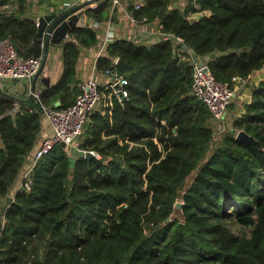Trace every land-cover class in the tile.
Returning a JSON list of instances; mask_svg holds the SVG:
<instances>
[{
    "label": "trees",
    "instance_id": "trees-1",
    "mask_svg": "<svg viewBox=\"0 0 264 264\" xmlns=\"http://www.w3.org/2000/svg\"><path fill=\"white\" fill-rule=\"evenodd\" d=\"M195 6L209 16L191 22ZM111 7L101 0L86 8V24L60 41L62 74L39 102L23 99L15 110L0 88V209L36 149L45 119L38 106L75 102L82 51L99 43L91 22L105 23ZM22 9L19 0L16 12L0 11V39L10 37L30 58L37 26L15 17ZM130 9L181 37L218 82L231 86L233 76L246 79L264 66V0H188L183 8L145 0ZM173 48L170 40L124 38L107 46L96 68L104 72L114 58L133 66L124 73L128 98L90 115L77 142L81 154L55 145L35 166L30 189L14 193L0 212V264H264V79L215 141L211 113L191 94L192 64ZM239 130L260 147L238 141ZM227 217L251 233H234Z\"/></svg>",
    "mask_w": 264,
    "mask_h": 264
},
{
    "label": "built area",
    "instance_id": "built-area-1",
    "mask_svg": "<svg viewBox=\"0 0 264 264\" xmlns=\"http://www.w3.org/2000/svg\"><path fill=\"white\" fill-rule=\"evenodd\" d=\"M80 1L82 3L88 2L89 7H93L97 2V0ZM187 1L185 0L180 6L174 7L183 8L186 6ZM111 2L112 12L114 7L119 4V0H111ZM133 5L134 9L137 10L144 4L136 2ZM195 8L198 9V13L189 16L191 22L197 16H209L207 11H200L197 6ZM128 19L129 21L122 26L114 25L112 21L110 22V19L105 23L91 22L94 28L100 30L98 43L100 52L105 51L110 43L120 38L146 45L160 40H170L174 46V54L180 59L188 58L190 60L193 69L191 94L205 103L212 115V123L218 125L223 120L225 121V116L223 118L224 112L234 100L238 101L237 99L239 101L235 118H241L245 112L244 105L247 101H244V98L240 99V86L246 83L250 76L246 79L233 76L231 86L218 82L209 69L208 61L197 57L181 37L163 31V26L158 21L149 22L146 17L137 20L132 12H130ZM132 28L137 33V36H133ZM66 39H70L69 35L65 37ZM100 57V53H98L95 67ZM117 61L118 58L112 59L110 67L102 72L107 77L105 83H100L93 77L81 81L79 83L81 91L70 107L56 109L43 106L42 113L51 127V134L43 136L38 147L25 160L21 171V183L17 190L30 189L35 166L55 145L63 143L65 146L79 150L77 142L83 135L85 126L92 113L95 111H100L102 114H105L107 111L110 112L114 99L123 103L128 98L126 87L128 79L117 67ZM41 63L42 57L34 58L32 56L30 58H23L18 53L10 37L0 39V88H8V93L13 96L15 101V110L22 103L23 99L39 102L42 91L32 88V80L37 75ZM246 98L247 96H245ZM250 98H252V93L249 96ZM217 136L216 132L215 141H217ZM94 155L96 156L97 154L94 153Z\"/></svg>",
    "mask_w": 264,
    "mask_h": 264
},
{
    "label": "crops",
    "instance_id": "crops-1",
    "mask_svg": "<svg viewBox=\"0 0 264 264\" xmlns=\"http://www.w3.org/2000/svg\"><path fill=\"white\" fill-rule=\"evenodd\" d=\"M23 2V9L21 14H16L19 18H29L36 22V20L47 13L52 12H60L64 8H68L71 6H78L82 2L80 0H21ZM100 1L96 2L98 4ZM136 2L145 3V0H119V4L114 7V10L111 12L110 22L114 25L122 26L126 24L129 19V15L131 12L130 6L135 4ZM171 6H180L185 2V0H168ZM4 9H9L10 11H17L19 9V0H9L8 5L0 7V11ZM87 18L83 14L77 23V26H82L86 24ZM109 22V21H108ZM133 30V28H132ZM131 31V30H130ZM133 36H137V33L133 30ZM67 40V39H66ZM64 39V41H66ZM106 52H100L99 44L92 49H83L82 56L80 58V65H79V83L86 78L93 77L100 83H105L107 81V77L104 76L101 72H99L95 67V61L98 53L100 56L104 55ZM62 47L61 44L54 45L49 48L46 64L44 67L43 73L50 77V84L55 83L62 74ZM36 89L41 91L44 90L45 86L42 84L40 78L37 80ZM8 90V88H6ZM247 103L251 101V98H247ZM45 118V117H44ZM51 134V127L47 119H44L42 129L38 135L36 141V148L41 142V138L43 136ZM21 183V173L18 176L17 180L15 181L12 189L10 190V195L14 196V193L17 191L19 184Z\"/></svg>",
    "mask_w": 264,
    "mask_h": 264
},
{
    "label": "water",
    "instance_id": "water-1",
    "mask_svg": "<svg viewBox=\"0 0 264 264\" xmlns=\"http://www.w3.org/2000/svg\"><path fill=\"white\" fill-rule=\"evenodd\" d=\"M1 1L3 0H0V2ZM98 1L101 0H97V2ZM85 7H89L88 2L81 3L78 6L64 8L60 12L44 14L36 20L37 31L31 43V51L34 58L42 57V63L37 75L32 80L33 89L36 88L35 85L39 78L46 88L50 87V77L43 73L49 48L54 45H58L60 41L65 39L69 31L77 26L79 18L84 14V11L86 9ZM15 17L19 18L18 15H16ZM212 57H214V54L212 55ZM117 67L122 73L129 72L133 69V66L123 62L119 58L117 61ZM59 105L60 102L57 101L55 103V106ZM38 109L43 112V106L41 104L38 106ZM236 139L240 142H244L250 145H258L260 147V143L244 130L237 131ZM62 146H65V144L62 143ZM85 156L91 157L94 156V153L86 151ZM13 200L14 196L8 194L4 199V203L1 206L0 212L3 213L6 207L10 203H12ZM182 204L183 202L177 201L174 207L176 209H180ZM169 220L170 219L168 218L167 221Z\"/></svg>",
    "mask_w": 264,
    "mask_h": 264
},
{
    "label": "rangeland",
    "instance_id": "rangeland-1",
    "mask_svg": "<svg viewBox=\"0 0 264 264\" xmlns=\"http://www.w3.org/2000/svg\"><path fill=\"white\" fill-rule=\"evenodd\" d=\"M264 79V66L253 72L250 75V78H248V80L246 81V83H244L242 86H240V99L242 100V98H244L243 100L246 101L247 98H249V96L252 93L253 88H255L259 82L261 80ZM242 94L243 97H242ZM245 96H247V98L245 99ZM239 101V99H237ZM238 101L234 100L232 102V105H230L226 111L223 114V118L225 116V121L223 120L221 124H214L213 123V127L215 131V134L217 132V139L220 140V138L223 136V134L226 132V130L231 129L232 124L235 120V112L238 109ZM75 152H80L79 154H81L80 150H76ZM180 202H183L181 199L178 200ZM173 217H180V215L178 214H173ZM227 225L228 227L236 234L240 235V234H245V235H249L251 233V227H247V226H242L239 223H237L234 218H229L227 217Z\"/></svg>",
    "mask_w": 264,
    "mask_h": 264
}]
</instances>
